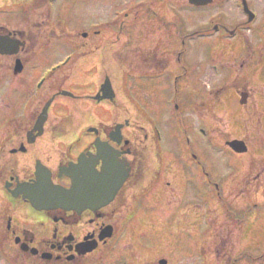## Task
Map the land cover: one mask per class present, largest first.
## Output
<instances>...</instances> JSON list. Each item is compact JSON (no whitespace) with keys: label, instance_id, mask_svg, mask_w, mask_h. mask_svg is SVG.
<instances>
[{"label":"rangeland","instance_id":"374dc122","mask_svg":"<svg viewBox=\"0 0 264 264\" xmlns=\"http://www.w3.org/2000/svg\"><path fill=\"white\" fill-rule=\"evenodd\" d=\"M161 1L168 2L171 9L174 2L180 4L176 0ZM226 5L221 11H217L216 6L209 9L214 11L208 12L190 10L187 16L180 12L184 21L177 22L173 11L159 12L155 0H56L52 7L53 18L66 26L72 39L64 38L46 50L36 59L35 71L32 70L30 81L35 84L47 70L71 57L72 77L67 87L72 86L79 99L92 96L107 76L112 78L117 91L122 88L124 95L130 98L132 111L118 97L116 107L104 103L97 113L110 124L129 119L139 145L145 143L146 135L140 127L147 129L152 138L147 146L151 153L142 156V160L146 159L144 167L148 173L143 179L148 192L144 201L143 193L141 197L138 195L140 222L137 224L134 220L133 223L139 230L146 228L157 233L155 236L152 232V236L162 241V245L158 244L156 258L163 256L169 264H219L215 252L219 234L225 228L222 221L226 209L244 215L241 222L232 225V229L234 226L238 229L235 239L244 232L245 251H239V264H259L264 259V199L259 205H253L256 202L242 205L239 201L235 204L230 200L264 195V183L255 193V190L244 192V182H241L251 164L255 163L256 167L264 164V68L254 78L251 86L254 95L247 108L241 104L234 87L247 51L249 48L257 51L256 35L259 31L264 35V0L250 3V8L258 13L259 19L256 25L254 23L257 30L241 27L234 37L226 31H235L245 19L237 9L236 0ZM13 19L14 14L0 9V25ZM218 19L225 32L209 33L211 21ZM167 21L172 25L165 31L166 26L160 25ZM81 31L88 33L87 38L78 34ZM154 36L163 39L160 52L169 53H164L165 59L169 55L172 58L168 69L151 77L130 75L122 64L127 66L130 63L127 60L133 55H120V49L124 46L128 52L135 45L148 49L153 46L149 41L154 40ZM47 89L49 85L43 91ZM218 93L220 103L214 112L220 118L212 116L211 110ZM66 102H70L67 109L78 104L68 99ZM205 104L208 115L199 110ZM62 106L59 113L67 114L65 105ZM78 109L77 124H86L84 121L90 120H86L87 115L98 118L93 103L88 108L90 112L82 106ZM226 132L231 141L245 140L247 153L232 152ZM154 167L160 178L150 194L155 186L149 179ZM133 185L130 183L128 187L130 195L135 192ZM126 261L138 264L135 257H128Z\"/></svg>","mask_w":264,"mask_h":264},{"label":"flooded vegetation","instance_id":"af4514ba","mask_svg":"<svg viewBox=\"0 0 264 264\" xmlns=\"http://www.w3.org/2000/svg\"><path fill=\"white\" fill-rule=\"evenodd\" d=\"M176 1L182 5L173 0L175 5L171 9L167 6L168 2L155 0L159 4L157 10L161 13L173 11L177 22L184 21L180 12L187 16L190 15V10L208 12L214 11L209 9L216 6V10L221 11L230 2L212 0V4L198 7L193 6L191 0ZM251 1L246 2L248 8ZM47 2L5 0L0 7L14 14L12 22L0 25V264H128V257L137 258L138 264H162L163 260L169 264L163 256L156 258L158 244L162 242L152 236V232L155 236L157 233L152 229L139 230L133 223L134 220L137 224L140 222L138 195L143 193L144 196L148 192L143 179L148 171L144 167L146 159L142 160V156L151 153L150 149L147 151L146 144L139 145L134 139V133H126L128 128L117 131L115 127L120 125L119 122L111 126L100 122L78 128L77 105L67 109L70 104H66L67 99L80 104L88 103L89 100L101 105L94 97L99 94L102 85L89 98L79 99L72 86L70 90L65 88L72 77V74L68 75L71 69L66 70L68 64L63 67L59 64L49 69L46 79L44 75L35 84L30 81L32 70L35 71L36 59L60 40L72 39L66 26L53 18L54 12L46 9ZM236 2L237 9L245 15L244 0ZM244 19L246 20L235 31H226L229 36H237L241 27L249 24L247 17ZM220 22V19L211 21L212 29L209 33L225 32ZM163 25L167 31L172 23L167 21L160 26ZM78 34L87 38L83 31ZM262 36L263 33L261 35L259 31L255 37L257 51L249 48L246 61L241 65L234 84L239 95H248V102L243 105L245 108L254 95L251 92L254 78L264 68ZM162 42V38L156 37L149 41L154 48L141 50L135 45L126 51L127 56L133 55L129 58L132 69L145 68L148 72L150 69L164 68L172 58L169 55L166 60L165 54L168 52H160ZM125 48L123 46L122 50ZM48 85L49 89L43 91ZM262 95L264 97L263 93ZM63 104L68 110L67 114L59 113L58 109ZM217 105L218 103L213 104L211 110L212 116L218 118L214 112ZM262 106L264 108V103ZM199 110L205 111L206 108L200 106ZM87 119H90L89 115ZM144 139L146 142L152 140L148 134ZM80 159L85 164V170L80 167ZM109 159L118 166L117 169L126 162L131 168L128 182L109 206L101 205L95 211L87 209L78 212L75 194L74 201L70 200L68 207L61 201L57 205L42 203L39 193L35 195V202L29 197L31 193L25 191L48 180L47 177L54 186L72 191L76 188L78 174L79 179H84L87 183V176L82 173L102 174V168ZM153 169L154 174L149 179L157 186L160 177L155 173V168ZM246 172L248 173L241 181L244 182L242 190H255L256 193L264 183V164L261 167L250 166ZM130 183H134L135 191L131 195L128 191ZM69 196L71 198L72 195ZM262 198L264 199V195L230 200L235 204L239 201L238 204L242 205L255 202L253 205H259ZM225 214L222 224L226 229L219 234L215 255L219 264H239V251L243 246L244 234H237L235 239L234 233L238 229L236 226L232 229V225L234 222H241L244 215L240 216L238 212L234 214L228 209ZM259 264H264V259Z\"/></svg>","mask_w":264,"mask_h":264},{"label":"water","instance_id":"95a60500","mask_svg":"<svg viewBox=\"0 0 264 264\" xmlns=\"http://www.w3.org/2000/svg\"><path fill=\"white\" fill-rule=\"evenodd\" d=\"M210 1L208 0H193V3L199 6H205L206 4H208ZM104 90L106 92V96L105 98H114V95L112 93V90L110 92V88L106 85V87H104ZM244 99H246V96H244ZM244 101V100H243ZM245 102V101H244ZM232 149H234L236 152L239 153H244L246 151V147H244V145L242 143L239 142H233V144H231ZM111 158V157H110ZM126 167V165H125ZM117 167H115L114 162L110 159L109 163L105 169V174H103L102 178L96 176L95 174L92 176V178L90 177L91 181H92V186H94V189L90 190V189H85L82 188L85 184L84 180H79V176L78 175V179L77 184H76V189L72 190V191H60L59 189L53 188L51 187L50 182H43L40 183V187H36V188H31V189H27L25 190L26 192H30L31 196L30 199L34 200L35 202H37V198H36V194L37 192L45 194L49 193V194H55L54 196L60 198V199H67L69 198V195H74V192L77 193V197H81V194H84L87 197L88 201V205L85 206V208H89L90 207V202L93 201V199H97L98 195H104V201L105 204L110 203L113 200V196L116 194V192L119 190L118 188H120L123 183L127 180L128 178V171H125V173L123 174V176L119 175V177H117ZM84 176H87V172L82 173ZM87 185V183L85 184V186ZM91 186V187H92ZM100 187V188H99ZM96 193H98L96 195ZM83 195V196H84ZM165 264V263H163Z\"/></svg>","mask_w":264,"mask_h":264}]
</instances>
